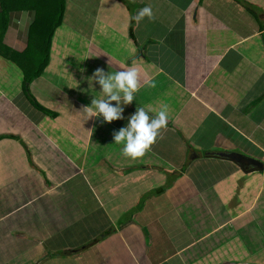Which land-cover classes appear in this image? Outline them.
<instances>
[{
  "label": "crops",
  "instance_id": "1",
  "mask_svg": "<svg viewBox=\"0 0 264 264\" xmlns=\"http://www.w3.org/2000/svg\"><path fill=\"white\" fill-rule=\"evenodd\" d=\"M92 1L84 58L54 36L29 84L51 116L0 56V264H264V166L246 171L218 155L264 163V0H131L133 11L130 0ZM146 5L151 18L131 19ZM34 15L12 11L3 43L24 50ZM97 68L137 69L133 100L111 121L84 119L102 95L98 77L87 79ZM164 105L154 142L125 155L114 135L138 106L151 119ZM171 171L173 184L138 208Z\"/></svg>",
  "mask_w": 264,
  "mask_h": 264
},
{
  "label": "trees",
  "instance_id": "2",
  "mask_svg": "<svg viewBox=\"0 0 264 264\" xmlns=\"http://www.w3.org/2000/svg\"><path fill=\"white\" fill-rule=\"evenodd\" d=\"M66 2V0H0V56L20 68L23 74L22 89L25 95L32 104L44 112H50V110L42 106L30 93L29 84L43 73L49 62L52 40L56 29L63 23ZM30 9L35 12V15L28 31L27 46L22 51L14 50L3 43L10 13L15 10ZM131 34L133 35L132 30ZM206 153L209 152L206 151ZM177 174L174 171L173 173L167 172L165 184L143 194L136 206L141 208L147 197L163 193L179 177ZM107 233L109 232L105 235ZM98 240L100 238L93 241L95 243Z\"/></svg>",
  "mask_w": 264,
  "mask_h": 264
},
{
  "label": "clouds",
  "instance_id": "3",
  "mask_svg": "<svg viewBox=\"0 0 264 264\" xmlns=\"http://www.w3.org/2000/svg\"><path fill=\"white\" fill-rule=\"evenodd\" d=\"M21 16L26 18L27 13L22 12ZM145 16L152 17V9L147 5L139 9L134 16H131V19L138 20ZM101 73L102 70L97 68L94 70L92 76L87 77L89 81L98 77V82L101 85L100 93L102 95H95L89 105L83 106L85 120L98 114H103L105 121H111L120 117L122 112L121 104L132 101V93L138 89L137 69L110 72L107 77ZM81 79H84V77H81ZM145 83L152 86V82L150 81H145ZM120 92L123 94L122 101L118 94ZM102 96H107L109 100H116L117 105L115 107L111 106L105 100L101 99ZM163 107L165 111H157L156 116L151 119L148 112L153 110L151 107L145 106H138L135 112L129 116L127 125L120 128L114 135L113 140L116 144H123L121 151L125 155L139 157L154 142L158 130L166 125L168 119L167 105Z\"/></svg>",
  "mask_w": 264,
  "mask_h": 264
},
{
  "label": "rangeland",
  "instance_id": "4",
  "mask_svg": "<svg viewBox=\"0 0 264 264\" xmlns=\"http://www.w3.org/2000/svg\"><path fill=\"white\" fill-rule=\"evenodd\" d=\"M66 1L67 2H66L64 21H63L62 25H60L56 29V33H55L56 37L54 39H55V42H59V43L63 42L59 46H61V47L65 46L66 49H68V50L71 48L74 49L75 56H77L79 59H83L84 53L80 54L79 51H81L83 48H85L84 45H82V44L84 42V37H86V35H85V33H83V34L81 33V28L84 27L85 25H87L88 23H89V25H91L93 23V21L90 22V20H93V17H94L93 13L91 14V10H92V7L94 6V3L92 0H66ZM126 6H130V11H133V7L135 5L134 4L132 5L131 0H130V3H127ZM81 10H84V11L87 10L86 16L82 15L84 13ZM101 18H105V17L101 16L100 19ZM116 18L118 20L117 14H116ZM67 21H69V24ZM105 22H106V19L101 20L99 22L98 26L99 27L104 26ZM95 25H97V24H95ZM106 28H107V25H106ZM6 33L9 36V31H6ZM109 33H112V32H109ZM7 34H6V38H7ZM102 40L104 41V38H102ZM88 56H89V54L86 55V61H88ZM54 60H55V58H54ZM8 64L11 65L10 63H8ZM61 65H63V63H61ZM51 112H53V111H51ZM51 112H50V116H51ZM189 157H191V155H189ZM204 158H206V159H204ZM207 158L208 157H202L201 160L204 162H207L206 161ZM188 160L185 161L184 166L182 168L178 169V171H181V172L184 171L183 169L185 168ZM170 173H173V171H171ZM12 194H14V193H11V195ZM249 214H250L249 210H247L246 212L243 213V217L248 216ZM241 215H242V213H241ZM251 223H249V224L251 225ZM79 227H80V234L87 233V230H85V224H83V221L80 222ZM241 233H242V236L245 235V233L247 234L248 229L246 227H244V230L242 229ZM249 241H250V238H249ZM92 242H93V240H91L89 244H91Z\"/></svg>",
  "mask_w": 264,
  "mask_h": 264
},
{
  "label": "water",
  "instance_id": "5",
  "mask_svg": "<svg viewBox=\"0 0 264 264\" xmlns=\"http://www.w3.org/2000/svg\"><path fill=\"white\" fill-rule=\"evenodd\" d=\"M218 155L233 160L246 171L262 170L264 166L262 160L239 152H220ZM247 165H252L249 170L246 169Z\"/></svg>",
  "mask_w": 264,
  "mask_h": 264
}]
</instances>
